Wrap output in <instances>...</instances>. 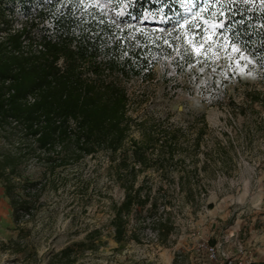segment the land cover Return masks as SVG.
Segmentation results:
<instances>
[{"label": "rangeland", "instance_id": "rangeland-1", "mask_svg": "<svg viewBox=\"0 0 264 264\" xmlns=\"http://www.w3.org/2000/svg\"><path fill=\"white\" fill-rule=\"evenodd\" d=\"M180 1L184 16L175 22L146 15L139 26L132 25L173 41L172 54L162 53L153 81L127 83L129 115L134 119L131 136L141 139L143 128H153L160 140L155 149L164 154L138 177V184L145 180L144 192L156 206L148 204L134 213L129 238L116 242L111 220L114 206L124 198L116 173L121 156L99 152L79 161L68 158L53 168L34 151L33 141L7 127L0 131V146L25 153L17 169L16 193L32 208L16 223L0 180V264H65L69 258L61 252L68 247L73 248L71 258L78 256L75 264H157L160 248L172 254L173 264H203L194 252L192 232L212 244L234 235L253 251L255 263L264 264V71L244 50L247 60L230 48L222 49L221 33L229 37L222 29L197 56L188 41L198 46L204 29L223 20L217 9L196 17L208 0ZM251 1L264 9L261 0ZM94 4H102L113 17L124 15L104 0ZM13 9L12 25L20 28L24 18L17 6ZM210 44L212 50L206 51ZM203 118L207 126L200 148H188L184 139L180 143V130L192 142L204 127ZM166 132L178 133L172 161L167 148H161ZM218 145L228 151L225 163L217 156ZM186 173L192 179L182 185L180 176ZM28 183L38 185L24 189ZM165 218L173 230L162 242L155 229ZM94 231L99 232L94 235L95 247L77 248L83 242L89 245L87 235ZM132 233L138 240L130 237ZM229 249L233 251V246Z\"/></svg>", "mask_w": 264, "mask_h": 264}, {"label": "trees", "instance_id": "trees-1", "mask_svg": "<svg viewBox=\"0 0 264 264\" xmlns=\"http://www.w3.org/2000/svg\"><path fill=\"white\" fill-rule=\"evenodd\" d=\"M94 1L0 0V131L19 129L53 168L71 157L79 161L99 152L119 154L116 173L124 198L114 206L111 225L115 241L121 243L129 238L132 215L148 204L156 206L150 193L144 192L145 180L138 184L140 173L164 159L163 151L155 149L160 140L153 128H143L141 139L131 136L134 119L129 115L127 83L153 81L162 53L173 51L169 37L132 25L139 26L146 15L167 22L184 15L180 0H104L115 13L124 12L119 17ZM13 6L24 18L20 28L12 25ZM220 10L225 13L219 15L225 24L222 31L264 71V9L251 0H222ZM203 121L192 142L180 130V143L184 139L188 148H200L207 126ZM163 134L166 141L161 148H167L172 161L178 133ZM183 151L191 156L187 149ZM216 152L225 163L226 147L218 145ZM24 155L22 149L0 146V180L16 223L32 208L29 200L16 193L17 169ZM198 172L196 168L193 175ZM191 179L192 174L186 173L180 176V184ZM37 185L28 183L24 189ZM156 226L159 239L165 242L173 230L171 220L159 219ZM95 234L99 232L87 235L89 245L83 242L77 248H94ZM130 237L138 240L135 233ZM72 253L71 247L61 252L69 258L65 264L78 261V256L71 258ZM203 262L213 264L206 255Z\"/></svg>", "mask_w": 264, "mask_h": 264}, {"label": "built area", "instance_id": "built-area-1", "mask_svg": "<svg viewBox=\"0 0 264 264\" xmlns=\"http://www.w3.org/2000/svg\"><path fill=\"white\" fill-rule=\"evenodd\" d=\"M30 101L32 102L34 99L30 98ZM191 236L194 238V252L197 259L202 262L203 256L206 255L213 264L255 263L253 251L238 237L234 238V235L226 236L222 242L216 244L210 243L209 239L199 232H192ZM230 246H233V251L229 249Z\"/></svg>", "mask_w": 264, "mask_h": 264}, {"label": "snow or ice", "instance_id": "snow-or-ice-1", "mask_svg": "<svg viewBox=\"0 0 264 264\" xmlns=\"http://www.w3.org/2000/svg\"><path fill=\"white\" fill-rule=\"evenodd\" d=\"M261 3H264V0H261ZM222 7V0H208V2L204 5V7L198 11L196 13V17H201V12H207L210 8L213 9H221ZM217 15V12H213L212 13V17L214 18ZM219 15L223 16L225 15V13L220 10L219 11ZM185 23H189V21H185ZM205 24H209L208 20H204ZM197 27H199V25H196ZM181 27H184V25H181ZM225 28V24L223 22L220 23H216V22H212L209 24L208 28L204 29L205 35L202 36V40L203 42L199 43V45L197 46L196 43L193 42V40H189L188 43L190 45H192L193 50L195 52V54L197 56L202 54V49H204L205 47V43H208L210 41H213V37L217 35V30L218 29H224ZM222 35L223 38V43L220 45V47L222 49H224L225 51H227L229 48L231 49V53H237L240 56V59L243 60H247V57L243 54L241 48H239L235 43H233L228 36L226 35ZM212 47L211 44L209 45V48L206 51H211ZM206 54V53H205Z\"/></svg>", "mask_w": 264, "mask_h": 264}, {"label": "crops", "instance_id": "crops-1", "mask_svg": "<svg viewBox=\"0 0 264 264\" xmlns=\"http://www.w3.org/2000/svg\"><path fill=\"white\" fill-rule=\"evenodd\" d=\"M159 260L157 264H173V256L170 252L167 250H162L161 248L159 249ZM154 264V263H152Z\"/></svg>", "mask_w": 264, "mask_h": 264}]
</instances>
